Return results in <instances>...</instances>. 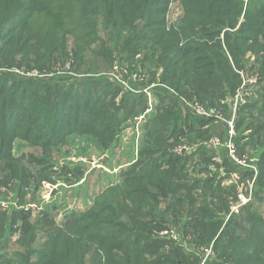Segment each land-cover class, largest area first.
Here are the masks:
<instances>
[{
  "label": "trees",
  "instance_id": "trees-1",
  "mask_svg": "<svg viewBox=\"0 0 264 264\" xmlns=\"http://www.w3.org/2000/svg\"><path fill=\"white\" fill-rule=\"evenodd\" d=\"M177 1L182 13L168 27ZM110 52L136 72L137 81L122 75L129 87L98 72ZM252 75L257 81L246 85ZM149 83L159 98L151 113L142 90ZM241 87L248 91L230 140L239 158L259 148V169L254 202L226 219L236 184L206 177L215 155L206 141H227L226 122L192 114L184 100L229 120L220 99ZM141 115L136 160L86 210L67 211L58 223L47 210L32 222L29 209L0 208V264H198L201 255L188 256L209 246L204 264H264V0H0V179L19 176L20 204L25 188L32 201L41 181H52L49 155L70 135L105 151ZM17 139L43 155L14 157ZM176 145L195 148L175 152ZM229 163L226 177L235 173L239 186L253 179V170ZM58 173L68 184L84 176L80 166ZM170 229L181 230L194 253L157 236Z\"/></svg>",
  "mask_w": 264,
  "mask_h": 264
},
{
  "label": "rangeland",
  "instance_id": "rangeland-1",
  "mask_svg": "<svg viewBox=\"0 0 264 264\" xmlns=\"http://www.w3.org/2000/svg\"><path fill=\"white\" fill-rule=\"evenodd\" d=\"M182 13L179 2H172L169 5V9L166 12V24L169 27L170 24H177L180 14ZM107 46L109 48L116 49L120 45L115 40L106 37ZM116 43V44H115ZM252 54H248V57H251ZM139 58V56H137ZM103 60L102 64H99L98 72L102 74V79L105 78H113L117 82L125 81V78L122 76L123 74L128 77L134 76L136 72L131 68H128V65L123 60L119 59L117 54L110 52V56L104 58L101 56ZM110 60L113 63V68L109 66L107 63ZM54 63V62H53ZM59 65H54L57 68ZM66 67V66H65ZM69 68V67H66ZM82 70L79 72H87L85 71L87 68L82 67ZM143 69V68H141ZM19 72L20 69H15ZM131 74H130V73ZM36 72L34 71L33 74ZM105 74L106 77L103 75ZM105 77V78H104ZM108 80V79H107ZM134 80H138L136 76ZM105 81V80H104ZM257 77L252 75L245 82L246 85L256 82ZM127 83V82H126ZM121 84V83H120ZM155 83H149L148 86L143 88L142 90H146L149 92V96H147L148 109L149 113L153 111L154 106L158 103L159 98L154 92L153 86ZM130 85L124 86V88L129 87ZM150 86V87H149ZM240 92H238L237 96L227 97L220 99L221 103L224 102L225 105L231 107L232 118L234 119L236 112L240 105L245 103V95L243 92H247V88H240ZM202 106L209 110L208 107ZM194 114L192 111H190ZM210 114V113H209ZM207 117L208 119H212L214 121H223L222 114L219 111H215L209 116H201ZM225 122V120H224ZM227 125V123H226ZM234 127V125H233ZM227 133L229 139L227 141H222L218 135L211 136V138L217 137L218 141L207 143V146L214 148L215 155L213 156V161L206 166L208 170L206 173V177H211V175L215 174L218 179L221 180L222 185H233L236 184L235 195L228 194L229 198V211L227 216L231 212H235L233 209L237 208V213L241 211V209L248 204L254 202L255 196V184L254 179L255 175L258 172L259 167V148H253L247 155L246 153L242 154V157H238L237 147L233 144L230 138L236 135L234 128L232 129V133L229 131L227 126ZM142 128L140 126L134 127L133 122L131 120L126 121L124 124L122 131L117 139V141L107 150L103 151L100 147H98L92 139L88 136H79V135H70L68 139L67 147L61 151H53L50 156V163H53L52 169L56 171V173L52 174V181L50 180H42L39 184V187L36 188L34 198L31 199V187L25 188L26 194V202L20 204L18 201V195L16 193L17 187L16 185L19 183V176H13L12 180H9L6 184H3V180L0 179V208L6 209L8 211H13L19 207H23L25 209H29L31 213L30 220L32 222L35 221V218L39 214L41 210H47L49 213L54 215L56 221L62 220L63 216L67 211H84L88 207L91 206L94 197L99 194L104 188H107L110 185L118 183L120 180V171L125 167H128L132 164L138 155V150L140 146V142L143 134ZM210 138V139H211ZM233 145L230 149L227 147V143ZM185 148L184 152H190L195 146H182L176 145L173 151L180 152L179 148ZM261 150V149H260ZM28 154H33L35 156L43 155L41 149L32 147L28 145L26 142L17 139L14 142L13 153L12 155L16 158H24L26 161L28 158ZM45 157L48 158V155L45 154ZM223 157H226L228 160H224ZM230 162L237 163L240 165L241 169H251L254 172V177L252 180H249L246 186H239L237 183V178H234L235 173H232V178L226 177V165L231 164ZM29 168L35 169V166L27 164ZM66 165L67 167H75L80 166L84 171L83 178L76 184H68L61 179V175L59 169ZM38 167H41L39 164ZM5 172V171H4ZM231 174V173H230ZM69 175V174H68ZM33 184V188H34ZM243 196L246 200L245 203L240 201L239 196ZM31 203V206L29 205ZM240 205H239V204ZM256 203V202H255ZM163 205V204H162ZM257 207V205H256ZM254 206V208H256ZM260 211L264 214V205L259 206ZM19 231V230H17ZM165 230H161L157 232V236L159 237H168L175 243L176 245L184 248V250L188 251L189 254L194 253L193 247L187 246L186 239L183 238L180 232L176 229H170L167 234H162ZM172 235V236H171ZM18 235L13 236L12 239H17ZM15 243V242H14ZM19 247L15 244L11 249H18ZM210 248V252L207 255L210 258V255L213 253L211 246L206 247ZM195 256H188L191 259H198L201 255L200 262L203 260L202 258L205 256V249L200 248ZM199 254V255H198ZM207 258V259H208ZM199 262V263H200ZM198 263V264H199ZM180 264V263H178Z\"/></svg>",
  "mask_w": 264,
  "mask_h": 264
},
{
  "label": "built area",
  "instance_id": "built-area-1",
  "mask_svg": "<svg viewBox=\"0 0 264 264\" xmlns=\"http://www.w3.org/2000/svg\"><path fill=\"white\" fill-rule=\"evenodd\" d=\"M137 76V74H135L134 76H131V78L134 80V78ZM143 78V76H141V78L140 79H142ZM122 84H124L125 86H127V83L125 82V81H122ZM150 87V86H149ZM145 89V88H144ZM143 92L147 95V96H149L150 94H149V92L148 91H146V90H143ZM238 94V93H237ZM237 94H236V96H237ZM184 103H185V105L194 113V114H198V115H201V116H209L211 113H212V111L213 112H215L216 110L215 109H209V110H206L203 106H202V104H200V103H198V102H190V101H186V100H184ZM222 103H224V102H222ZM149 110L150 109H147L146 110V112L148 113L149 112ZM210 113V114H209ZM142 119H143V115H141V116H139L138 118H137V121H135L134 123H133V125H134V127H137V126H140V128H141V122H142ZM224 121V120H223ZM225 122L227 123V126H228V128H229V131L232 133L233 131H232V129H233V119H227V120H225ZM209 141V143H211V142H215V141H218V138L217 137H214V138H211V139H209L208 140ZM208 141H206V144L208 143ZM227 145V147L230 149V147H232L233 145L230 143V141H228V143L226 144ZM179 150L180 151H184L185 150V148L183 147L182 149L181 148H179ZM249 181V180H248ZM248 181H247V183H248ZM239 198H240V201L242 202V203H245L246 202V200L244 201V197L241 195V196H239ZM239 204V203H238ZM29 205L31 206V203H29ZM240 205V204H239ZM235 212H231V213H237V208L235 207L234 209H233ZM230 213V214H231ZM239 213V212H238ZM169 230H165V231H163L162 232V234H167V232H168ZM172 236V235H171ZM205 249V256L202 258L203 260L199 263V264H204V262H205V259L208 257L207 255L209 254V252H210V248H204Z\"/></svg>",
  "mask_w": 264,
  "mask_h": 264
},
{
  "label": "water",
  "instance_id": "water-1",
  "mask_svg": "<svg viewBox=\"0 0 264 264\" xmlns=\"http://www.w3.org/2000/svg\"><path fill=\"white\" fill-rule=\"evenodd\" d=\"M135 121H137V118L135 119ZM135 121H134V122H135Z\"/></svg>",
  "mask_w": 264,
  "mask_h": 264
}]
</instances>
